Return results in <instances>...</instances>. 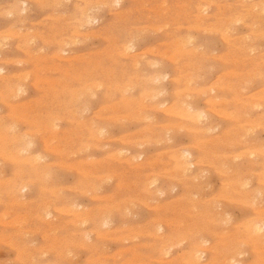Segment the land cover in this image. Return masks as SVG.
<instances>
[{
	"label": "rangeland",
	"instance_id": "374dc122",
	"mask_svg": "<svg viewBox=\"0 0 264 264\" xmlns=\"http://www.w3.org/2000/svg\"><path fill=\"white\" fill-rule=\"evenodd\" d=\"M263 34L264 0H1L0 264H264V231L249 233L264 222ZM183 153L194 167L180 174Z\"/></svg>",
	"mask_w": 264,
	"mask_h": 264
},
{
	"label": "bare ground",
	"instance_id": "6f19581e",
	"mask_svg": "<svg viewBox=\"0 0 264 264\" xmlns=\"http://www.w3.org/2000/svg\"><path fill=\"white\" fill-rule=\"evenodd\" d=\"M0 1H1V0H0ZM81 1H82V0H81ZM200 1H202V0H200ZM42 2H43V1H42ZM84 2H85V1H84ZM84 2H83V3H84ZM87 2H88V1H87ZM87 2H85V3H87ZM161 2H162V1H161ZM207 2H208V1H207ZM207 2H206V4H209V3H207ZM12 3H13V2H12ZM63 3H64V2H63ZM230 3H231V2H230ZM77 5H78V4H77ZM219 5H220V3H219ZM56 6H57V5H56ZM208 6H209V5H208ZM215 6H216V5H215ZM221 6H222V5H221ZM227 6H228V5H227ZM15 7H16V6H15ZM20 7H21V6H20ZM62 7H63V6H62ZM161 7L163 8V6H161ZM260 7H261V6H260ZM204 8H205V7H204ZM241 9H242V8H241ZM40 10H41V9H40ZM57 10H58V9H57ZM91 10H92V9H91ZM99 10H100V9H99ZM148 10H149V9H148ZM195 10H196V9H195ZM197 10H198V9H197ZM23 11H24V10H23ZM85 11H86V10H85ZM200 11H201V10H200ZM9 12H10V11H8V13H9ZM163 12H164V11H163ZM197 12H199V11H197ZM204 12H205V11H204ZM248 12H250V11H248ZM251 12H252V11H251ZM1 13H2V12H1ZM11 13H13V12H11ZM156 13H158V12H156ZM9 14H10V13H9ZM59 15H61V14H59ZM83 16H84V15H83ZM86 16H87V15H86ZM86 16H84V17H86ZM194 16H195V15H194ZM10 17H11V16H10ZM233 17H234V16H233ZM46 18H47V17H46ZM48 18H49V17H48ZM86 18H87V17H86ZM88 18H89V17H88ZM202 18H203V17H202ZM206 18H207V17H206ZM221 18H222V17H221ZM23 19H24V18H23ZM60 19H61V18H60ZM233 19H234V18H233ZM237 19H238V17H237ZM240 19H241V18H240ZM63 20H64V19H63ZM241 20H242V19H241ZM6 21H7V20H6ZM197 21H198V20H197ZM228 21H229V20H228ZM231 21H232V20H231ZM86 22H88V21H86ZM78 23H79V22H78ZM83 23H84V22H83ZM254 23H256V22H254ZM21 24H22V23H21ZM79 24H80V23H79ZM88 24H89V23H88ZM235 24H236V23H235ZM252 24H253V23H252ZM250 25H251V24H250ZM11 26H12V25H11ZM82 26H83V25H82ZM86 26H87V25H86ZM236 26H237V25H236ZM252 26H253V25H252ZM160 27H161V26H160ZM228 27H230V26H228ZM82 28H83V27H82ZM139 28H140V27H139ZM153 28H154V27H153ZM153 28H152V29H153ZM156 28H159V27H156ZM186 28H187V27H186ZM152 29H151V30H152ZM172 29H173V28H172ZM193 29H194V28H193ZM202 29H205V30H206V28H202ZM225 29H226V28H225ZM225 29H224V30H225ZM234 29H235V28H234ZM7 30H8V29H7ZM19 30H20V29H19ZM30 30H31V29H30ZM145 30H146V29H145ZM155 30H156V29H155ZM190 30H191V29H190ZM215 30H216V29H215ZM14 31L16 32V30H14ZM207 31H208V30H207ZM211 31H212V30H211ZM233 31H234V30H233ZM18 32H19V31H18ZM27 32H28V31H27ZM30 32H31V31H30ZM64 32H65V31H64ZM143 32H144V31H143ZM157 32H158V30H157ZM159 32H160V31H159ZM24 33H25V32H24ZM144 33H145V32H144ZM154 33H155V32H154ZM154 33H153V34H154ZM214 33H215V32H214ZM223 33H224V32H223ZM13 34H15V33H12V36H13ZM70 34H72V33H70ZM145 34H146V33H145ZM201 34L204 35L205 33L202 32ZM224 34H225V33H224ZM247 34H248V33H247ZM249 34H250V33H249ZM249 34H248V35H249ZM253 34L255 35V33H253ZM261 34H262V33H261ZM1 35H2V34H1ZM3 35H4V34H3ZM9 35H10V33H9ZM86 35H87V34H86ZM89 35H90V34H88V36H89ZM94 35H95V34H94ZM150 35H151V34H150ZM206 35H207V34H206ZM222 35H223V34H222ZM225 35H226V34H225ZM263 35H264V34H263ZM76 36H79V35L77 34ZM153 36H154V35H153ZM201 36H202V35H201ZM208 36H210V34H209ZM226 36H227V35H226ZM7 37H8V36H7ZM7 37H6V38H7ZM14 37H17V35L14 36ZM95 37H96V36H95ZM146 37H147V36H146ZM222 37H224V35H223ZM90 38H91V37H90ZM130 38H131V37H130ZM142 38H143V37H142ZM151 38H152V36H151ZM212 38H213V37H212ZM220 38H221V37H220ZM32 39H33V38H32ZM77 39H78V38H77ZM187 39H188V38H187ZM222 39H223V38H222ZM238 39H239V38H238ZM3 40H4V38H3ZM9 40H10V39H9ZM46 40H47V39H46ZM66 40H67V39H66ZM73 40L75 41V39H73ZM233 40H234V39H233ZM262 40H263V39H262ZM262 40H261V41H262ZM186 41H187V40H186ZM189 41H191L190 38H189ZM7 42H8V41H7ZM78 42H79V41H78ZM78 42H76V43H78ZM132 42H133V40H132ZM182 42H183V41H182ZM187 42H188V41H187ZM72 43H73V42H72ZM169 43H170V42H169ZM183 43H184V42H183ZM225 43H226V42H225ZM259 43H260V42H259ZM62 44H63V43H62ZM81 44H82V43H81ZM81 44H80V45H81ZM91 44H92V43H91ZM189 44H191V43H189ZM123 45H124V44H123ZM125 45H126V43H125ZM166 45H168V44H166ZM185 45H186V46L184 47V49L187 47L188 44L185 43ZM209 45H210V44H209ZM259 45H260V44H259ZM47 46H49V45H47ZM73 46H74V45H73ZM94 46H95V45H94ZM131 46H132V45H131ZM178 46H179V45H178ZM178 46H177V47H178ZM182 46H183V45H182ZM18 47H19V46H18ZM67 47H68V46H67ZM71 47H72V46H71ZM227 47H228V46H227ZM178 48H180V47H178ZM41 49H42V48H41ZM130 49H131V48H130ZM156 49H157V48H156ZM176 49H177V48H176ZM180 49H181V48H180ZM180 49L176 50V54H177V53H183V52H184L183 54H185V51L182 50L183 47H182V49H181V50H182L181 52H177V51H180ZM252 49H253V48H252ZM62 50H63V49H62ZM171 50H172V49H171ZM189 50H191V52H193L191 48H189ZM194 50H195V48H194ZM243 50H244V49H243ZM253 50H254V49H253ZM30 51H31V50H30ZM77 51H78V50H77ZM172 51H173V50H172ZM146 52H147V51H146ZM150 52H151V51H150ZM162 52H163V51H162ZM186 52H187V51H186ZM26 53H27V52H26ZM139 53H140V52H139ZM141 53H142V52H141ZM147 53H149V52H147ZM194 53H195V52H194ZM194 53H191V54H194ZM263 53H264V52H263ZM45 54H46V53H45ZM121 54H122V52H121ZM176 54H173V55L175 56ZM188 54H189V53H188ZM200 54H201V53H200ZM233 54H234V53H233ZM125 55H126V51H125ZM131 55H132V54H131ZM185 55H186V54H185ZM185 55H184V56H185ZM197 55H198V54H197ZM254 55H255V54H254ZM159 56H160V55H159ZM174 56H173V57H174ZM181 56H183V55H181ZM181 56H180V57H181ZM186 56H187V55H186ZM186 56H185V57H186ZM188 56H189V55H188ZM53 57H54V56H53ZM74 57H75V56H74ZM123 57H125V56H123ZM130 57H131V56H130ZM258 57H259V56H258ZM162 58H163V57H162ZM167 58H169V57H167ZM171 58H172V57H170V59H171ZM175 58H176V56H175L173 59H175ZM177 58H178V55H177ZM213 58H215V57H213ZM213 58H212V59H213ZM234 58H235V57H234ZM234 58H233V59H234ZM63 59H64V58H63ZM72 59H73V58H72ZM170 59H169V60H170ZM204 59H206V58H204ZM260 59H261V58H260ZM10 60H11V59H10ZM167 60H168V59H167ZM171 60H172V59H171ZM176 60H177V59H176ZM176 60H175V61H176ZM15 61H16V60H15ZM22 61H23V60H22ZM134 61H136V60H134ZM175 61H174V63H175ZM204 61H205V60H204ZM208 61H209V60H208ZM216 61L219 62V60H216ZM240 61H241V60H240ZM161 62H162V61H161ZM209 62H210V61H209ZM242 62H243V60H242ZM248 62H249V61H248ZM8 63H9V62H8ZM25 63H26V62H25ZM156 63H157V62H156ZM163 64H164V63H163ZM230 64H231V63H230ZM232 64H233V63H232ZM147 65H148V64H147ZM152 65H153V64H152ZM133 66H135V65H133ZM148 66H149V65H148ZM150 66H151V65H150ZM238 66H239V65H238ZM248 66H249V65H248ZM155 67H156V66H155ZM240 67H241V66H240ZM257 67H258V66H257ZM151 68H152V67H151ZM156 68H157V67H156ZM202 68H203V67H202ZM1 69H2V68H0V71H1ZM10 70H11V69H10ZM197 70H198V69H197ZM235 70H236V69H235ZM256 70H257V68H256ZM160 71L163 72L161 69H160ZM160 71H159V72H160ZM165 71H166V70H165ZM165 71H164V72H165ZM248 71H249V70H248ZM248 71H247V72H248ZM168 72H169V71H168ZM223 72H224V71H223ZM233 72H234V71H233ZM243 72H244V71H243ZM102 73H103V72H102ZM143 73H144V72H143ZM175 73H176V72H175ZM25 74H27V73H25ZM166 74H167V73H166ZM204 74H205V73H204ZM228 74H229V73H228ZM231 74H232V73H231ZM188 75H189V74H188ZM200 75H202V74H200ZM157 76H158V74H157ZM159 76H160V75H159ZM159 76H158V77H159ZM226 76H227V75H226ZM237 76H239V75H237ZM65 77H66V76H65ZM161 77L164 78L163 76H161ZM165 77H166V76H165ZM212 77H213V76H212ZM242 77H243V76H242ZM260 77H261V75H260ZM153 78H154V77H153ZM162 78H161V79H162ZM223 78L225 79V77H223ZM157 79H158V78H157ZM194 79H195V78H194ZM262 79H263V78H262ZM54 80H55V79H54ZM54 80H53V81H54ZM159 80H160V77H159ZM205 80H206V79H205ZM226 80H227V79H226ZM238 80H239V79H238ZM154 81H155V79H154ZM178 81H179V80H178ZM192 81H193V80H192ZM201 81H202V80H201ZM159 82H160V81H159ZM167 82H168V81H167ZM193 82H194V81H193ZM210 82H211V81H210ZM65 83H66V82H65ZM168 83H169V82H168ZM194 83H195V82H194ZM186 84H187V83H186ZM205 84H206V83H205ZM214 84H215V83H214ZM237 84H239V83H237ZM144 85H145V84H144ZM144 85H142V86H144ZM147 85H148V84H147ZM195 85H196V84H195ZM203 85H204V83H203ZM145 86H146V85H145ZM162 86H163V85H162ZM212 86H216V85H212ZM230 86H231V85H230ZM33 87H34V86H33ZM216 87H217V86H216ZM121 88H122V87H121ZM127 88H128V87H127ZM151 88H152V87H151ZM155 88H158V87H155ZM161 88H162V87H161ZM182 88H183V87H182ZM211 88H213V87H211ZM241 88H242V87H241ZM253 88H254V87H253ZM84 89H85V88H84ZM88 89H89V88H88ZM114 89H115V87H114ZM209 89H210V88H209ZM225 89H226V88H225ZM227 89H228V88H227ZM258 89H259V88H258ZM17 90H18V89H16V91H17ZM116 90H117V89H116ZM116 90H115V91H116ZM192 90H193V88H192ZM202 90H203V89H202ZM217 90H218V89H217ZM217 90H216V91H217ZM222 90H223V89H222ZM235 90H236V89H235ZM262 90L264 91V89H262ZM123 91H124V90H123ZM154 91H155V90H154ZM188 91H189V89H188ZM197 91H198V90H197ZM219 91H220V90H219ZM256 91H257V90H256ZM1 92H2V91H1ZM1 92H0V93H1ZM112 92H113V91H112ZM121 92H122V91H121ZM160 92H161V90H160ZM186 92H187V91H186ZM209 92H210V91H209ZM209 92H208V93H209ZM211 92H212V90H211ZM229 92H230V91H229ZM258 92H260V91H258ZM258 92H257V93H258ZM261 92H262V91H261ZM15 93H16V92H14V94H15ZM115 93H116V92H115ZM158 93H159V91H157V94H158ZM165 93H166V92H165ZM183 93H184V92H183ZM183 93H182V94H183ZM189 93H190V92H189ZM189 93H188L187 96H189ZM203 93H204V92H203ZM203 93H202V94H203ZM237 93H238V92H237ZM242 93H244V92H242ZM250 93H251V92H250ZM148 94H149V93H148ZM157 94H156V95H157ZM177 94H178V93H177ZM179 94H180V93H179ZM193 94H194V93H193ZM205 94H206V93H205ZM239 94H240V93H239ZM253 94H254V93H253ZM93 95H94V94H93ZM156 95H155V96H156ZM184 95H185V94H184ZM235 95H236V94H235ZM237 95H238V94H237ZM246 95H247V94H246ZM255 95H256V94H255ZM9 96H10V95H9ZM148 96H150V95H148ZM153 96H154V95H153ZM153 96H150V98L153 97ZM200 96H201V95H200ZM230 96H231V95H230ZM146 97H147V95H146ZM161 97H162V96H161ZM177 97H178V95L176 96V99H177V100L181 99L180 97H178V98H177ZM195 97H196V96H195ZM198 97H199V96H198ZM202 97H203V96H202ZM242 97H243V96H242ZM262 97H263V96H262ZM148 98H149V97H148ZM150 98H149V99H150ZM190 98H192V96H191ZM205 98H207V97H205ZM245 98H247V97H245ZM139 99H140V98H139ZM144 99H147V98L144 97ZM158 99H159V97H158ZM192 99H193V98H192ZM230 99H231V98H230ZM249 99H250V98H249ZM154 100H156V99H154V97H153V101H154ZM172 100H173V99H172ZM177 100H176V101H177ZM185 100H186V99H184L183 103L185 102ZM187 100H188V99H187ZM187 100H186V101H187ZM238 100H239V99H238ZM255 100H256V99H255ZM76 101H77V100H76ZM85 101H87V100H85ZM136 101H137V100H136ZM236 101H237V100H236ZM250 101H251V100H250ZM259 101H260V100H259ZM178 102H179V101H178ZM181 102H182V101H181ZM189 102H191V101L186 102V103H188L187 105H189ZM223 102H224V101H223ZM223 102H221V103L223 104ZM225 102H226V101H225ZM70 103H71V102H70ZM70 103H69V104H70ZM163 103L165 104V102H163ZM238 103H239V102H238ZM245 103H246V102H245ZM250 103H251V102H250ZM250 103H249V104H250ZM256 103H257V102H256ZM260 103H261V102H260ZM115 104H116V103H115ZM141 104H142V102H141ZM175 104H176V102H175ZM177 104H178V103H177ZM177 104H176V105H177ZM219 104H220V103H219ZM162 105H163V104H162ZM179 105H180V104H179ZM181 105H182V103H181ZM148 106H149V105H148ZM159 106H161V105H159ZM174 106H175V105H174ZM177 106H178V105H177ZM204 106H205V105H204ZM217 106H218V105H217ZM230 106H231V105H230ZM236 106H237V105H236ZM250 106H253V105L251 104ZM30 107H32V106H30ZM145 107H146V105H145ZM152 107H153V106H152ZM157 107H158V106H157ZM170 107H171V104H170ZM182 107H183V106H182ZM214 107H216V106H214ZM255 107H256V106H255ZM111 108H112V107H111ZM143 108H144V107H143ZM161 108H162V107H161ZM175 108H176V107H175ZM175 108H174V109H175ZM178 108H180V107L178 106ZM185 108H186V109L188 108L187 112L185 111L187 114H188V111L194 112V109H193L192 107H188V106H187V107H185ZM218 108H219V106H218ZM225 108H226V106H225ZM86 109H87V108H86ZM148 109H149V108H148ZM156 109H157V108H156ZM162 109H163V108H162ZM166 109H167V108H166ZM169 109H170V108H169ZM174 109H173L172 111H175ZM183 109H184V108H183ZM213 109H214V108H213ZM222 109H223V108H222ZM258 109H259V108H258ZM246 110H248V109H246ZM117 111L119 112V110H117ZM120 111H121V110H120ZM138 111H139V110H138ZM168 111H169V110H168ZM172 111H170V112H172ZM182 111H183V110H182ZM210 111H211V109H210ZM210 111H209V112H210ZM212 111H213V110H212ZM219 111H220V110H219ZM251 111H252V110H251ZM258 111H259V110H258ZM261 111H262V110H261ZM87 112H89V109H88ZM160 112H161V111H160ZM165 112H166V111H165ZM228 112H230V111H228ZM228 112H227V113H228ZM232 112H233V111H232ZM235 112H236V111H235ZM243 112H244V111H243ZM248 112H249V111H248ZM124 113H125V112H124ZM172 113H174V112H172ZM240 113H241V111H240ZM249 113H250V112H249ZM86 114H87V113H86ZM119 114H120V113H119ZM135 114H137V113H135ZM177 114H178V113H177ZM183 114H184V113H182V115H183ZM189 114H190V113H189ZM203 114H204V113H203ZM203 114H201V113H197V114H193V115L191 114V115H192V116H191L192 120L190 119V117L188 118V120L190 119L191 121H195V123H196V122H197V123H198V122H201V121L204 120V118L206 117V116L203 115ZM243 114H244V113H243ZM245 114H246V113H245ZM257 114H258V113H257ZM139 115H140V114H139ZM165 115H166V113H165ZM171 115H172V114H171ZM182 115H179V116H175V115H174V116H175L176 118H177V117H178V118H179V117L181 118ZM236 115H237V114H236ZM241 115H242V114H241ZM246 115H247V114H246ZM248 115H249V114H248ZM262 115H263V114H262ZM129 116H130V115H129ZM168 116H169V115H168ZM174 116H173V117H174ZM220 116H221V115H220ZM228 116H229V114H228ZM242 116H244V115H242ZM98 117H99V116H98ZM98 117H97V118H98ZM120 117H121V116H120ZM137 117H138V116H137ZM137 117H136V118H137ZM142 117H143V116H142ZM171 117H172V116H171ZM185 117H187L186 114H185ZM185 117H184V118L182 117V119H186ZM260 117H261V115H260ZM125 118H126V117H125ZM236 118H238V117H236ZM123 119H124V117H123ZM148 119H149V118H148ZM205 119H206V118H205ZM207 119H208V118H207ZM108 120H109V119H108ZM110 120H111V119H110ZM135 120H136V119H135ZM137 120H139V119L137 118ZM137 120H136V122H137ZM141 120H142V119H141ZM141 120H140V121H141ZM186 120H187V119H186ZM186 120H185V121H186ZM190 120H189V121H190ZM208 120H209V119H208ZM240 120H241V119H240ZM261 120H262V119H261ZM105 121H106V120H105ZM142 121H143V120H142ZM189 121H188V122H189ZM191 121H190V123H193V122H191ZM204 121H205V120H204ZM237 121H238V120H237ZM259 121H260V120H259ZM2 122H3V121H2ZM130 122H132V121L130 120ZM133 122H134V121H133ZM168 122H169V121H168ZM209 122H210V121H209ZM248 122H249V121H248ZM253 122H254V121H253ZM93 123H94V122H93ZM120 123H122V122H120ZM134 123H135V122H134ZM161 123H162V122H161ZM203 123H205V122H203ZM211 123H212V122H211ZM263 123H264V122H263ZM162 124H163V123H162ZM199 124H200V123H199ZM231 124H232V123H231ZM233 124H234V123H233ZM238 124H239V123H238ZM252 124H253V123H252ZM254 124H255V123H254ZM260 124H261V123H260ZM1 125H2V124H1ZM15 125H16V124H15ZM91 125H92V124H91ZM174 125H175V124H174ZM177 125H179V124L177 123ZM197 125H198V124H197ZM201 125H202V124H201ZM204 125H205V124H204ZM242 125H243V124H242ZM12 126H13V125H12ZM120 126H123V125H120ZM160 126H161V125H160ZM211 126H212V125H211ZM211 126H210V127H211ZM215 126H216V125H215ZM218 126H219V125H218ZM218 126H216V127H218ZM236 126H237V125H236ZM255 126H257V125H255ZM259 126H260V125H259ZM171 127L173 128V126H171ZM171 127H170V128H171ZM176 127L178 128V126H176ZM197 127H198V126H197ZM199 127H200V126H199ZM205 127H206V125H205ZM216 127H215V128H216ZM245 127H246V126H245ZM253 127H254V126H253ZM185 128H186V127H185ZM234 128H235V127H234ZM242 128H243V127H242ZM104 129H105V128H104ZM104 129H103V130H104ZM174 129H175V128H174ZM174 129H173V130H174ZM182 129H183V128H182ZM186 129H187V128H186ZM205 129H206V128H205ZM212 129H213V127H212ZM239 129H241V128H239ZM247 129H248V128H247ZM252 129H253V128H252ZM257 129H258V128H257ZM7 130H8V128H7ZM51 130H52V129H51ZM169 130H170V129H169ZM175 130H176V129H175ZM180 130H181V129H180ZM207 130H208V129H207ZM232 130H233V129H232ZM254 130H255V129H254ZM259 130H260V129H259ZM98 131H100V130H98ZM146 131H147V130H146ZM193 131H194V129H193ZM205 131H206V130H205ZM212 131H213V130H212ZM214 131H216V130H214ZM238 131H240V130H238ZM260 131H261V130H260ZM150 132H151V131H150ZM180 132H181V131H179V133H180ZM222 132H223V131H222ZM242 132H243V130H242ZM253 132H254V131H253ZM256 132H257V131H256ZM28 133H29V131H28ZM32 133H33V132H32ZM157 133H158V132H157ZM166 133H168V131H167ZM175 133H176V135L179 134L178 132H175ZM184 133H186V132H184ZM196 133H197V132H196ZM196 133H193V134H196ZM202 133H204V132H202ZM202 133L200 132V134H202ZM206 133H207V132H206ZM238 133H239V132H238ZM240 133H241V132H240ZM240 133H239V134H240ZM144 134H145V133H144ZM154 134H155V132H154ZM243 134H244V133H243ZM243 134H242V136H244ZM247 134H248V133H247ZM98 135H100V134H98ZM158 135H159V134H158ZM197 135H198V134H197ZM140 136H141V135H140ZM198 136H199V135H198ZM216 136H217V135H216ZM99 137H100V136H99ZM191 137H192V136H191ZM203 137H204V136H203ZM209 137H210V136H209ZM233 137H234V136H233ZM17 138H19V137L17 136ZM17 138H16V140H18ZM49 138H50V137H49ZM198 138H199V137H198ZM20 139H21V138H20ZM45 139H46V138H45ZM47 139H48V137H47ZM96 139L98 140L97 137H96ZM192 139H194V138H192ZM200 139H201V138H200ZM202 139H203V138H202ZM21 140H23V139H21ZM21 140H19V141H21ZM106 140H107V139H106ZM109 140H110V139H109ZM119 140H120V139H119ZM204 140H205V139H204ZM209 140H210V139H209ZM19 141H17V142H19ZM150 141H151V140H150ZM246 141H247V140H246ZM246 141H245V142H246ZM22 142H23V141H22ZM114 142H115V141H114ZM143 142H144V141H142L141 143L143 144ZM165 142L167 143L168 141H165ZM200 142H201V141H200ZM208 142H209V141H208ZM211 142H212V141H211ZM213 142H214V141H213ZM262 142H264V141H262ZM14 143H15V142H14ZM19 143H20V142H19ZM141 143H140V144H141ZM31 144H32V142H31ZM115 144H116V143H115ZM142 144H141V146H142ZM144 144H147V143H144ZM156 144H158V143H156ZM156 144H155V145H156ZM200 144H201V143H200ZM230 144H231V143H230ZM250 144H251V143H250ZM47 145H48V144H47ZM129 145H130V144H129ZM211 145H212V144H211ZM232 145H233V144H232ZM238 145H239V144H238ZM244 145L247 146L246 143H245ZM9 146H10V145H9ZM24 146H26L25 143H24ZM24 146H23V147H24ZM44 146H45V144H44ZM133 146H135V145H133ZM136 146H137V145H136ZM143 146H144V148H145V145H143ZM147 146H148V145H147ZM234 146H235V145H234ZM240 146H241V145H240ZM263 146H264V145H263ZM23 147H22V149H20L21 151H26V152L28 151V152H29V150L32 149V148H30L31 146H28L29 149L27 148V146H26V148H23ZM46 147H47V146H46ZM46 147H45V148H46ZM105 147H106V146H105ZM139 147H140V146H139ZM230 147H231V146H230ZM57 148H58V147H57ZM60 148H61V147H60ZM140 148H141V147H140ZM147 148H148V147H147ZM202 148H203V147H202ZM210 148H211V147H210ZM217 148H218V147H217ZM232 148H233V147H232ZM246 148H247V147H246ZM81 149H82V148H81ZM120 149H121V147H120ZM229 149H231V148H229ZM255 149H256V148H255ZM255 149H254V150H255ZM262 149H263V148H262ZM262 149H261V150H262ZM20 150H18V151H20ZM43 150H44V149H43ZM54 150H55V148H54ZM90 150H91V149H90ZM227 150H228V149H227ZM259 150H260V149H259ZM263 150H264V149H263ZM18 151H17V150L14 151V152H16V153L13 152L16 158H17V155H18V154H17ZM21 151H20V152H21ZM77 151H79V149H78ZM87 151H88V150H87ZM121 151H122V150H121ZM221 151H222V149H221ZM234 151H235V150H234ZM234 151H233V152H234ZM250 151H251V150H250ZM28 152H27V153H28ZM115 152H116V151H115ZM125 152H126V151H125ZM219 152H220V151H219ZM224 152H225V151H224ZM244 152H246V151H244ZM262 152H264V151H262ZM262 152H261V153H262ZM13 153H12V156H14ZM53 153H54V152H53ZM179 153H180V152H179ZM230 153H231V152H230ZM257 153H258V152H256L255 154H257ZM21 154H22V153H21ZM21 154H20V155H21ZM73 154H75V153H73ZM114 154H115V153H114ZM120 154H121V153H120ZM134 154H135V153H134ZM136 154H137V153H136ZM252 154H253V153H252ZM23 155H24V152H23ZM70 155H71V154H70ZM141 155H142V154H141ZM189 155H190L189 153H186V154L183 153V154L181 155V157H180V160H179V163H178V167L176 166L177 169L181 172L180 174H183V173L185 174L186 172L188 173V171H190V169L194 167V164H193L190 160H188V158H189L188 156H189ZM232 155H233V154H232ZM236 155H238V154H236ZM260 155H261V154H260ZM260 155H259V156H260ZM108 156H109V154H108ZM111 156H112V155H111ZM131 156H132V155H131ZM148 156H149V155H148ZM234 156H235V155H234ZM234 156H233V157H234ZM255 156L259 157L258 155H255ZM262 156H263V155H262ZM1 157H3V156H1ZM18 157H20V156L18 155ZM35 157H36V156H35ZM42 157H44V156H42ZM139 157H140V155H139ZM139 157H138V158H139ZM177 157H178V156H177ZM236 157H237V156H236ZM249 157H250V156H249ZM257 157H256V158H257ZM16 158H15V160H16ZM31 158H32V157H31ZM33 158H34V157H33ZM38 158H39V157H38ZM66 158H67V157H66ZM128 158L130 159V157H128ZM128 158H127V159H128ZM228 158H229V156H228ZM237 158H238V157H237ZM5 159L7 160V158H5ZM12 159H13V158H12ZM34 159H35L34 162H36V158H34ZM42 159H43V158H42ZM67 159H68V158H67ZM105 159H106V158H105ZM235 159H236V158H235ZM39 160H40V159H39ZM39 160H37V161L39 162ZM203 160H204V159H203ZM253 160H254V159H253ZM255 160H256V159H255ZM11 161H12V160H11ZM11 161H10V162H11ZM24 161H25V160H24ZM29 161H30V160H29ZM127 161H128V160H127ZM127 161H126V162H127ZM177 161H178V160H177ZM218 161H219V160H218ZM6 162H7V161H6ZM220 162H221V161H220ZM224 162H225V161H224ZM229 162H230V161H229ZM231 162H233V161H231ZM259 162H260V160H259ZM36 163H37V162H36ZM81 163H82V162H81ZM140 163H141V162H140ZM142 163H143V162H142ZM145 163H146V162H145ZM214 163H215V162H214ZM216 163H218V162H216ZM221 163H222V162H221ZM254 163H255V162H254ZM29 164H30V163H29ZM34 164H35V163H34ZM128 164H129V163H128ZM130 164H131V163H130ZM206 164H207V163H206ZM57 165H58V164H57ZM112 165H113V164H112ZM253 165H254V164H253ZM51 166H52V165H51ZM69 166H70V165H69ZM142 166H143V165H142ZM235 166H236V165H235ZM250 166H251V165H250ZM216 167H217V166H216ZM72 168H73V166H72ZM72 168H71V169H72ZM141 168H142V167H141ZM247 168H248V167H247ZM252 168H253V167H252ZM49 169H50V168H49ZM68 169H69V168H68ZM232 169H233V168H232ZM232 169H231V170H232ZM66 170H67V169H66ZM178 170H177V171H178ZM209 170H210V169H209ZM242 170H243V169H242ZM244 170H245V169H244ZM244 170H243V171H244ZM79 171H80V170H79ZM125 171H126V170H125ZM125 171H124V172H125ZM257 171H258V170H257ZM48 172H49V171H48ZM69 172H70V170H69ZM128 172H129V171H128ZM170 172H171V171H170ZM205 172H207V171H205ZM222 172H223V171H222ZM254 172H255V171H254ZM50 173H51V171H50ZM155 173H156V172H155ZM167 173H168V172H167ZM178 173H179V172H178ZM225 173H226V172H225ZM242 173H243V172H242ZM137 174H138V173H137ZM171 174H173V173H171ZM198 174H199V173H198ZM198 174H197V175H198ZM202 174H203V173H202ZM226 174H229V173H226ZM2 175H3V173H2ZM45 175H47V174L45 173ZM49 175H50V174H49ZM116 175H117V174H116ZM139 175H140V173H139ZM143 175H144V174H143ZM220 175H221V174H220ZM223 175H224V173H223ZM223 175H222V176H223ZM229 175H230V174H229ZM229 175H228V176H229ZM3 176H4V175H3ZM47 176H48V175H47ZM171 176H172V175H171ZM174 176H175V175H174ZM178 176H179V175H178ZM181 176H182V175H181ZM185 176H186V175H185ZM208 176H209V174H208ZM208 176H207V177H208ZM255 176H256V175H255ZM1 177H2V176H1ZM21 177H22V176H21ZM108 177H109V176H108ZM111 177H112V176H111ZM153 177H154V176H153ZM199 177H200V176H199ZM204 177H206V176H204ZM260 177H261V175H260ZM47 178H48V177H47ZM102 178H104V177H102ZM150 178H151V177H150ZM155 178H156V177H155ZM241 178H242V177H241ZM258 178H259V177H258ZM262 178H264V177H262ZM31 179H32V178H31ZM156 179L159 180L158 178H156ZM172 179H173V177H172ZM197 179H198V178H197ZM237 179H238V178H237ZM154 180H155V179L153 178V181H154ZM157 180H155V181H157ZM175 180H176V179H175ZM181 180H182V179H181ZM207 180H208V179H207ZM247 180H249V179H247ZM252 180H253V179H252ZM0 181H1V180H0ZM48 181H49V180H48ZM68 181H69V180H68ZM153 181H152V182H153ZM155 181H154V182H155ZM168 181H169V180H168ZM238 181H239V180H238ZM241 181H243V180H241ZM241 181H240V182H241ZM29 182H30V181H28V185H29ZM32 182H33V181H32ZM32 182H31V183H32ZM183 182H184V181H183ZM209 182H210V181H209ZM234 182H235V181H234ZM243 182H244V181H243ZM257 182H258V181H257ZM257 182H256V183H257ZM17 183H18V182H17ZM26 183H27V182H26ZM147 183H148V182H147ZM170 183H171V184H174V183H172V182H170ZM196 183H197V182H196ZM241 183H242V182H241ZM32 184H33V183H32ZM91 184H92V183H91ZM152 184H154V183H152ZM152 184H151V185H152ZM163 184H164V183H163ZM207 184H208V183H207ZM210 184H211V183H210ZM223 184H224V183H223ZM242 184H243V183H242ZM242 184H241V185H242ZM248 184H249V183H248ZM258 184H259V183H258ZM28 185L22 183V184H21V188H20L21 190H20V191H22V190H24V189L28 190V189L30 188V187H28ZM227 185H228V184H227ZM241 185H238V188H239V189L241 188ZM149 186H150V185H149ZM171 186L173 187V185H171ZM214 186H215V185H214ZM243 186H244V185H243ZM184 187H185V186H184ZM229 187H230V186H229ZM56 188H57V187H56ZM92 188H93V187H92ZM92 188H91V189H92ZM94 188L96 189L97 187H94ZM94 188H93V189H94ZM142 188H143V187H142ZM154 188H155V187H154ZM160 188H161V187H160ZM175 188H176V186H175L173 189H175ZM207 188H208V187H207ZM211 188H212V186H211ZM57 189H58V188H57ZM57 189H55L54 191H56ZM62 189H63V187H62ZM146 189H147V188H146ZM173 189H172V190H173ZM198 189H200V188H198ZM204 189H205V188H204ZM243 189H244V188H243ZM18 190H19V189H18ZM187 190H188V189H187ZM196 190H197V189H196ZM230 190H231V189H230ZM240 190L242 191V189H240ZM260 190H261V189H260ZM24 191H25V190H24ZM60 191H61V190H60ZM144 191H145V189H144ZM155 191H156V190H155ZM155 191H154V192H155ZM160 191H163V190L160 189ZM221 191H222V190H221ZM14 192H15V191H14ZM26 192H27V191H26ZM58 192H59V191H58ZM154 192H153V193H154ZM158 192H159V191H158ZM222 192H223V191H222ZM228 192H229V190H228ZM252 192H253V190H252ZM252 192H251V194H252ZM16 193H17V192H16ZM155 193H156V192H155ZM186 193H187V192H186ZM190 193H191V192H190ZM209 193H210V192H209ZM225 193H226V192H225ZM225 193H224V194H225ZM233 193H234V192H233ZM236 193H237V191H236ZM238 193H239V192H238ZM258 193H259V192H258ZM263 193H264V190H263ZM27 194H28V193H27ZM27 194H24V195H27ZM137 194H138V193H137ZM218 194H219V193H218ZM231 194H232V193H231ZM255 194H256V193H255ZM117 195H118V194H117ZM140 195H141V194H140ZM149 195H150V194H149ZM162 195H163V194H162ZM162 195H160V196H162ZM191 195H192V194H191ZM193 195H194V194H193ZM195 195H196V194H195ZM204 195H205V194H204ZM211 195H212V194H211ZM221 195H222V193H221ZM221 195H219V196H221ZM228 195H229V194H228ZM239 195H240V193H239ZM245 195H246V194H245ZM256 195H257V194H256ZM0 196H1V194H0ZM21 196H22V195H21ZM93 196H94V195H93ZM237 196H238V194H237ZM241 196H243V195H241ZM253 196H254V195H253ZM22 197H23V196H22ZM78 197H79V196H78ZM108 197H109V196H108ZM111 197H112V195H111ZM144 197H145V196H144ZM158 197H159V196H158ZM168 197H169V196H168ZM221 197H222V196H221ZM221 197H220V198H221ZM223 197H224V196H223ZM235 197H236V196H235ZM244 197H245V196H244ZM260 197H261V196H260ZM233 198H234V197H233ZM240 198H241V197H240ZM249 198H250V197H249ZM91 199H92V198H91ZM136 199H137V197H136ZM138 199H139V198H138ZM148 199H149V198H147V200H148ZM154 199H155V198H154ZM173 199H174V198H173ZM191 199H192V197H191ZM194 199H195V198H194ZM110 200H111V199H110ZM122 200H123V199H122ZM130 200H131V199H130ZM134 200H135V199H134ZM170 200H172V199H170ZM195 200H197V199H195ZM214 200H215V199H214ZM216 200H217V199H216ZM222 200H223V199H222ZM234 200H235V199H234ZM241 200H242V198H241ZM241 200H240V201H241ZM255 200H256V199H255ZM258 200H259V199H258ZM29 201H30V200H29ZM75 201H76V200H75ZM119 201H120V200H119ZM148 201H149V200H148ZM152 201H154V200H152ZM158 201H159V200H158ZM226 201H227V200H226ZM13 202H14V201H13ZM62 202H63V201H62ZM73 202H74V201H73ZM73 202H72V204H73ZM112 202H113V201H112ZM125 202H126V201H125ZM125 202H124V203H125ZM138 202H139V201H138ZM192 202H193V201H192ZM201 202H202V201H201ZM201 202H200V203H201ZM213 202H214V201H213ZM232 202H233V201H232ZM260 202H261V201H260ZM48 203H49V202H48ZM50 203H51V202H50ZM74 203H75V202H74ZM121 203H122V202H121ZM146 203H147V202H146ZM150 203H151V202H150ZM223 203H224V202H223ZM225 203H226V202H225ZM227 203H228V202H227ZM237 203H238V202H237ZM239 203H241V202H239ZM242 203H243V202H242ZM251 203H252V202H251ZM257 203H258V202H257ZM45 204L47 205V203H45ZM87 204H88V203H87ZM115 204H116V203H115ZM127 204H128V202H127ZM139 204H140V203H139ZM141 204H142V203H141ZM190 204H191V201H190ZM210 204H211V203H210ZM210 204H209V205H210ZM229 204H230V203H229ZM243 204H244V203H243ZM263 204H264V203H263ZM84 205H85V204H84ZM112 205H113V204H112ZM117 205H118V204H117ZM157 205H158V204H157ZM212 205H213V204H212ZM217 205H218V203H217ZM230 205H232V204H230ZM244 205H245V204H244ZM47 206H48V205H47ZM66 206H67V205H66ZM73 206L75 207V205H73ZM85 206H86V205H85ZM148 206H149V205H148ZM178 206H179V205H178ZM238 206H239V207H242V206H240V205H238ZM245 206H246V205H245ZM250 206H251V204H250ZM82 207H83V206H82ZM138 207H139V206H138ZM189 207H190V206H189ZM224 207H225V206H224ZM236 207H237V206H236ZM246 207H247V206H246ZM119 208H120V207H119ZM145 208H148V207H145ZM150 208H151V207H150ZM157 208H158V207H157ZM214 208H215V207H214ZM219 208H220V207H219ZM237 208H238V207H237ZM242 208H243V207H242ZM251 208H252V206H251ZM75 209H76V208H75ZM83 209H84V208H83ZM126 209H127V208H126ZM153 209H154V207H153ZM159 209H160V208H159ZM197 209H198V208H197ZM253 209H254V208H253ZM48 210H49V209H46V208L43 210V212H44V213H43V214H44V217H47V216L50 217L49 215H50L51 213H50V211H48ZM62 210H63V209H62ZM71 210H73V209H71ZM122 210H123V209H122ZM132 210H133V209H132ZM135 210H136V209H135ZM227 210H228V209H227ZM100 211H101V210H100ZM118 211H119V210H118ZM174 211H175V210H174ZM219 211H220V209H219ZM247 211H248V210H247ZM57 212H60V211H57ZM86 212H87V211H86ZM86 212H85V213H86ZM119 212H120V211H119ZM136 212H137V211H136ZM184 212H185V211H184ZM195 212H196V211H195ZM216 212H218V211H216ZM226 212H227V211H226ZM60 213H61V212H60ZM99 213H100V212H99ZM109 213H111V212H109ZM165 213H166V212H165ZM189 213H190V212H189ZM263 213H264V212H263ZM64 214H65V213H64ZM69 214H70V213H69ZM104 214H106L105 216H106L107 218H109L108 213H104ZM195 214H196V213H195ZM214 214H215V213H214ZM224 214H225V212H224ZM229 214H230V213H229ZM255 214H256V213H255ZM257 214H258V213H257ZM84 215H85V214H84ZM122 215H123V214H122ZM126 215H127V214H126ZM142 215H143V214H142ZM157 215H158V214H157ZM185 215H186V214H185ZM262 215H263V214H262ZM3 216H4V215H3ZM79 216H80V214H79ZM112 216H113V215H112ZM193 216H194V215H193ZM256 216H257V215H256ZM0 217H1V216H0ZM121 217H122V216H121ZM263 217H264V216H263ZM263 217H262V218H263ZM54 218H55V217H54ZM89 218H90V217H89ZM107 218H106V219H107ZM224 218H225V217H223L222 219L224 220ZM103 219H105V217L102 218L101 220L103 221ZM121 219H122V218H121ZM170 219H171V217H170ZM225 219L227 220V218H225ZM245 219H246V218H245ZM249 219H251V218H249ZM249 219H248V220H249ZM156 220H157V219H156ZM166 220H167V219H166ZM177 220H178V218H177ZM228 220H229V219H228ZM256 220H258L257 217H256ZM261 220H262V221H261ZM75 221H76V219H75ZM81 221L83 222L84 219H83V220L81 219ZM85 221H86V219H85ZM85 221H84V222H85ZM102 221H101V222H102ZM105 221H107V220H105ZM111 221H112V220H111ZM111 221L108 222V223L110 224ZM135 221H136V220H135ZM135 221H134V222H135ZM173 221H174V219H173ZM173 221H172V223H173ZM179 221H180V220H179ZM243 221H244V220H243ZM245 221H246V220H245ZM1 222H2V221H1ZM4 222H5V221H4ZM21 222H24V220L21 221ZM77 222H78V221H77ZM101 222H100V223H101ZM157 222H158V221H157ZM180 222H181V221H180ZM224 222H225V221H224ZM239 222H240V221H239ZM43 223H44V222H43ZM75 223H76V222H75ZM75 223H74V224H75ZM100 223H99V224H100ZM104 223H105V222H104ZM160 223H161V222H160ZM181 223H182V222H181ZM184 223L186 224V222H184ZM206 223H207V222H206ZM249 223H250V222H249ZM3 224H4V223H3ZM48 224H49V223H48ZM105 224L107 225V223H105ZM122 224H123V223H122ZM157 224H158V223H157ZM161 224H162V223H161ZM175 224H177V223H175ZM175 224H174V225H175ZM189 224H190V223H189ZM218 224H219V223H218ZM242 224H243V223H242ZM247 224H248V223H247ZM247 224H245L246 229H249L248 226H247ZM251 224H252V222H251ZM251 224H250V225H251ZM253 224H254V225H251L252 227L249 229L250 232L247 230V232H249V233H251V234L253 235L252 238H254V235H255V237H256V235H257V237H258L259 233H261V231H264V222H263V219H260V221L258 220L257 222H255V223H253ZM7 225H8V224H7ZM19 225H20V224H19ZM127 225H128V224H127ZM178 225L180 226V224H178ZM205 225H207V224H205ZM223 225H224V224H223ZM223 225H222V226H223ZM240 225H241V224H240ZM250 225H249V226H250ZM124 226H125V225H124ZM128 226H129V225H128ZM143 226H144V225H143ZM183 226H184V225H183ZM220 226H221V225H220ZM245 226H244V228H245ZM107 227H110V226H107ZM156 227H157V225H156ZM162 227H163V226L158 225L157 230L164 229V228H162ZM177 227H178V226H177ZM237 227H239V226H237ZM242 227H243V226H242ZM242 227H241V230H242ZM63 228H64V227H63ZM99 228H100V227H99ZM122 228H123V227H122ZM179 228H180V227H179ZM154 229H155V227H154ZM226 229H228V228H226ZM237 229H238V228H237ZM237 229H236V230H237ZM157 230H156V231H157ZM164 230H165V229H164ZM241 230H240V231H241ZM24 231H25V230H24ZM30 231H31V230H30ZM93 231H94V230H93ZM108 231H109V230H108ZM111 231H112V230H111ZM111 231H109V232H111ZM116 231H117V230H116ZM135 231H136V230H135ZM141 231H142V230H141ZM176 231H177V230H176ZM222 231H223V230H222ZM227 231H228V230H227ZM35 232H36V231H35ZM157 232H158V231H157ZM200 232H202V231H200ZM200 232H199V233H200ZM33 233H34V232H33ZM128 233H129V231H128ZM139 233H140V232H139ZM199 233H198V234H199ZM245 233H246V232H245ZM157 234H158V233H157ZM160 234H162L161 236L163 237V234H164V233L161 232ZM177 234H178V233H177ZM200 234H201V233H200ZM203 234H204V232H203L201 235H203ZM214 234H215V233H214ZM214 234H213V235H214ZM234 234H236V233H234ZM97 235H98V234H97ZM101 235H102V234H101ZM143 235H144V234H143ZM145 235H146V234H145ZM145 235H144V236H145ZM154 235H155V233H154ZM193 235H194V234H193ZM196 235H197V234H196ZM239 235H240V234H239ZM263 235H264V234H263ZM263 235H262V237H263ZM98 236H99V235H98ZM118 236H119V235H118ZM147 236H148V235H147ZM194 236H195V235H194ZM204 236H205V235H204ZM204 236H203V237H204ZM215 236H217V235H215ZM232 236H233V235H232ZM236 236H237V235H236ZM247 236H248V235H246V237H247ZM259 236H260V235H259ZM108 237H109V236H108ZM124 237H125V236H124ZM140 237H141V236H140ZM156 237H157V235H156ZM162 237H160V238L163 240ZM176 237H177V236H176ZM176 237H175V239H176ZM198 237H199V236H198ZM219 237H220V236H219ZM222 237H223V234H222ZM243 237H244V236H243ZM250 237H251V236H250ZM250 237H249V238H250ZM81 238H82V237H81ZM125 238H127V236H126ZM201 238H202V236H201ZM247 238H248V237H247ZM258 238H259V237H258ZM258 238H257V240H258ZM121 239H122V238H121ZM157 239H158V238H157ZM179 239H180V237H179ZM198 239H199V238H198ZM242 239H243V238H242ZM260 239H261V238H260ZM2 240H3V239H2ZM113 240H114V239H113ZM115 240H116V239H115ZM127 240H129V239H127ZM162 240H161V241H162ZM167 240H169V239H167ZM170 240H171V239H170ZM180 240L182 241V239H180ZM184 240H185V239H184ZM199 240H200V239H199ZM217 240H218V239H217ZM234 240H235V239H234ZM253 240H254V239H253ZM253 240H252V241H253ZM0 241H1V240H0ZM51 241H52V240H51ZM106 241H107V240H106ZM158 241H159V240H158ZM177 241H178V240H177ZM181 241H180V242H181ZM237 241H238V240H237ZM240 241H241V240H240ZM244 241H245V240H244ZM3 242H4V240H3ZM6 242H7V241H6ZM114 242H115V241H114ZM125 242H126V241H125ZM197 242H198V241H197ZM200 242H202V241L200 240ZM205 242H206V241H205ZM238 242H239V241H238ZM241 242L243 243V240H242ZM246 242H247V239H246ZM246 242H245V243H246ZM261 242L263 243V240H262V241L260 240V243H261ZM119 243H121V242H119ZM170 243H171V242H170ZM170 243H169V244H170ZM176 243H178V242H176ZM198 243H199V242H198ZM198 243H197V244H198ZM202 243H204V242H202ZM202 243H201V244H202ZM242 243H241V245H243ZM254 243H255V240L253 241V243L251 242V244H253V245H254ZM256 243H257V242H256ZM256 243H255V245H256ZM262 243H261V244H258V245H262ZM15 244H16V243H15ZM160 244H161V242H160ZM215 244H216V243H215ZM217 244H218V243H217ZM10 245H12V244H10ZM53 245H54V244H53ZM161 245H162V244H161ZM166 245H167V244H166ZM166 245L163 246V247H166ZM172 245H174V244H172ZM175 245H177V244H175ZM175 245H174V246H175ZM192 245H193V244H192ZM199 245H200V244H199ZM258 245H257V246H258ZM263 245H264V244H263ZM32 246H33V245H32ZM218 246H219V245H218ZM233 246H234V245H233ZM233 246H232V247H233ZM237 246H238V245H237ZM246 246H247V243H246L245 247H246ZM248 246H250V245H248ZM9 247H10V246H9ZM163 247H162V248H163ZM170 247H171V246H168V247H166V249H164V251L167 252V254H168V251H169V248H170ZM215 247H216V246H215ZM260 247H261V246H260ZM46 248H47V247H46ZM172 248H173V247H172ZM201 248H203V245L201 246ZM204 248H205V247H204ZM204 248H203V249H204ZM209 248H210V247H209ZM239 248H240V250L242 251L241 247H239ZM81 249H82V247H81ZM95 249H96V248H95ZM131 249H132V248H131ZM203 249H202V250H201L200 248L197 249V247H196V250L194 251V253H193V254H190V255H193V256H191V257H193V259H195V262L198 261V260H200L201 258L204 259L203 256L206 255V254H205L206 252L203 251ZM205 249H206V248H205ZM230 249H231V248H230ZM236 249H237V247H236ZM236 249H235V250H236ZM261 249H262V248H261ZM263 249H264V248H263ZM132 250H133V249H132ZM207 250H208V248H207ZM207 250H206V251H207ZM211 250H212V249H211ZM211 250H210V252H211ZM255 250H256V249H255ZM46 251H47V250H46ZM107 251H108V250H107ZM122 251H123V250H122ZM125 251H126V250H125ZM133 251H134V250H133ZM133 251H132V252H133ZM161 251H162V250H161ZM222 251H223V250H222ZM115 252H116V251H115ZM165 252H164V253H165ZM169 252L171 253V251H169ZM214 252H215V251H214ZM232 252H233V251H232ZM239 252H240V251H239ZM254 252H255V251H254ZM159 253H160V252H159ZM164 253L162 254V257H163V255H164ZM178 253H179V252H178ZM208 253H209V251H208ZM261 253H262V252H261ZM40 254H41V253H40ZM40 254H39V255H40ZM42 254H43V253H42ZM42 254H41V255H42ZM96 254H97V253H96ZM184 254H185V253H184ZM231 254H232V253H231ZM70 255H71V253H70ZM168 255H169V254H168ZM256 255H257V254H256ZM133 256H134V254H133ZM166 256H167V255H166ZM213 256H214V255H213ZM243 256H244V255H243ZM67 257H68V255H67ZM189 257H190V256H189ZM74 258H75V257H74ZM137 258H138V257H137ZM158 259H159V258H158ZM218 259H219V258H218ZM224 259H225V258H224ZM245 259H246V258H245ZM247 259H248V258H247ZM258 259H259V258H258ZM30 260H31V259H30ZM69 260H70V259H69ZM129 260H130V259H129ZM169 260H170V259H169ZM228 260H230V258H229ZM228 260H227V261H228ZM231 260H232V261H235V258H232ZM243 260H244V259H243ZM256 260H257V259H256ZM260 260H261V259H260ZM33 261H34V260H33ZM62 261H63V260H62ZM158 261H160V260H158ZM177 261H178V260H177ZM181 261H182V260H181ZM192 261H193V260H191V263H192ZM201 261H202V259H201ZM201 261H199L198 263H199V264H202ZM124 262H125V261H124ZM186 262H187V258H186ZM195 262H194V263H195ZM207 262H208V261H207ZM238 262H239V261H238ZM258 262L260 263V261H258ZM263 262H264V260H263ZM102 263H103V262H102ZM102 263L100 262V264H102ZM180 263H181V262H180ZM191 263L188 261L186 264H191ZM212 263H213V262H212ZM239 263H240V262H239ZM98 264H99V263H98ZM104 264H105V263H104ZM196 264H197V263H196ZM225 264H226V263H225Z\"/></svg>",
	"mask_w": 264,
	"mask_h": 264
}]
</instances>
